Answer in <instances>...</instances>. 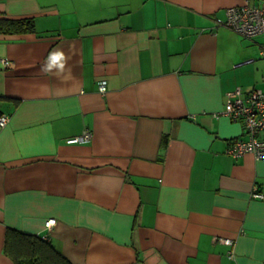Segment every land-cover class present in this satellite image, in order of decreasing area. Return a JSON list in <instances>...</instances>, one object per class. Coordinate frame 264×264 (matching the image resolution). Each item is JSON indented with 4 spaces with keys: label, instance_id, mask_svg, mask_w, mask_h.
I'll return each instance as SVG.
<instances>
[{
    "label": "crops",
    "instance_id": "crops-1",
    "mask_svg": "<svg viewBox=\"0 0 264 264\" xmlns=\"http://www.w3.org/2000/svg\"><path fill=\"white\" fill-rule=\"evenodd\" d=\"M244 1L0 0L33 23L0 31V264L8 227L70 264H264V157L226 154L221 114L264 92V34L224 25Z\"/></svg>",
    "mask_w": 264,
    "mask_h": 264
},
{
    "label": "built area",
    "instance_id": "built-area-1",
    "mask_svg": "<svg viewBox=\"0 0 264 264\" xmlns=\"http://www.w3.org/2000/svg\"><path fill=\"white\" fill-rule=\"evenodd\" d=\"M224 25L235 30L243 37H252L264 34V0H256L251 3L245 0L240 5L231 6L226 10ZM7 64L6 61H4ZM101 92L106 90V81L99 83ZM221 114L233 121H239L245 131V138H235L230 141L225 153L238 157L245 153H251L256 158L264 157V92L251 89L242 93L237 87L227 94ZM8 116L0 114V126L4 125ZM91 133L85 129L82 133L65 139L67 144H82L90 140ZM253 196L262 198L260 193ZM55 219L50 218L45 226L50 228ZM226 244H231V239H221Z\"/></svg>",
    "mask_w": 264,
    "mask_h": 264
},
{
    "label": "trees",
    "instance_id": "trees-1",
    "mask_svg": "<svg viewBox=\"0 0 264 264\" xmlns=\"http://www.w3.org/2000/svg\"><path fill=\"white\" fill-rule=\"evenodd\" d=\"M32 29L31 19L0 21V31L19 33ZM4 252L11 256L15 264H70L69 260L47 237L11 227L6 230Z\"/></svg>",
    "mask_w": 264,
    "mask_h": 264
},
{
    "label": "clouds",
    "instance_id": "clouds-1",
    "mask_svg": "<svg viewBox=\"0 0 264 264\" xmlns=\"http://www.w3.org/2000/svg\"><path fill=\"white\" fill-rule=\"evenodd\" d=\"M70 58L62 50L57 49L54 53L50 54L49 61L42 67V71L51 73L52 69L55 68L57 72H63Z\"/></svg>",
    "mask_w": 264,
    "mask_h": 264
}]
</instances>
